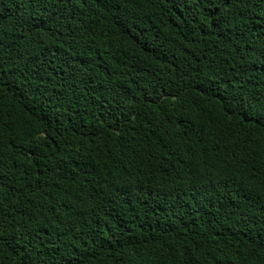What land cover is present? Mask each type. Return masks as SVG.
<instances>
[{
	"label": "trees",
	"instance_id": "1",
	"mask_svg": "<svg viewBox=\"0 0 264 264\" xmlns=\"http://www.w3.org/2000/svg\"><path fill=\"white\" fill-rule=\"evenodd\" d=\"M0 264H264V0H0Z\"/></svg>",
	"mask_w": 264,
	"mask_h": 264
}]
</instances>
